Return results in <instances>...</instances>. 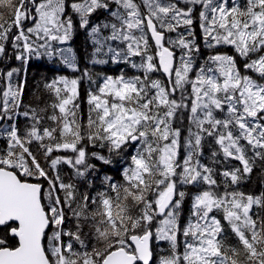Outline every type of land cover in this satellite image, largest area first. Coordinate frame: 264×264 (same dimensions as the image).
Segmentation results:
<instances>
[{"label": "snow or ice", "instance_id": "snow-or-ice-1", "mask_svg": "<svg viewBox=\"0 0 264 264\" xmlns=\"http://www.w3.org/2000/svg\"><path fill=\"white\" fill-rule=\"evenodd\" d=\"M0 5L12 8L0 22V61L47 57L81 73L45 82L55 102L38 108L23 107L26 80L13 79L21 69H0V264H151L154 239L169 245L160 264H264V193L238 190L257 161L264 164V0ZM81 30L92 65L139 74L93 81L69 45ZM85 78L95 86L86 93V122ZM206 144L215 145L209 163ZM125 156L122 182L104 174ZM232 160L240 166L216 171ZM59 165L90 190L99 179L100 189L66 183Z\"/></svg>", "mask_w": 264, "mask_h": 264}, {"label": "trees", "instance_id": "trees-1", "mask_svg": "<svg viewBox=\"0 0 264 264\" xmlns=\"http://www.w3.org/2000/svg\"><path fill=\"white\" fill-rule=\"evenodd\" d=\"M19 0L16 1L18 3ZM241 3H243V0H241ZM9 8V6H3L0 5V18L4 16L3 10ZM69 14H71L70 9H69ZM75 19V17H73ZM197 34H198V43H200L199 39V29H197ZM80 40V42H79ZM72 47L80 54L83 56V61L80 64V67L83 68L87 66L89 73L92 76V80L95 81L96 83H99L98 77L102 76L106 71L111 72L110 70L114 69L116 70L119 67H127L129 66L121 64L117 65L115 63H110L107 65H92L89 59V52L91 49L89 48L88 43L85 41V34L83 33V30H81L72 40ZM226 51H228L230 54L232 53L231 48H226ZM80 59V56L78 55V61ZM238 63H240L238 61ZM55 64L56 65V76H68L69 78H72L74 76H78L81 73L76 72L73 69L67 68L64 66L62 63L58 62V60L53 62L52 58H36L32 59V71L28 72L27 79H26V101L24 103V107H28L31 105L32 107H38L37 104V98L39 96H43V84L47 81H50L52 78L53 73L50 71V66ZM41 67L40 73H38V69ZM71 71V74L69 73ZM243 72V69H242ZM68 73V75H67ZM43 74H47V77H43ZM115 74V72H114ZM108 75V74H107ZM135 75V73L131 74ZM157 78H160V74H155ZM91 89L92 91H95V86L93 84H89V81L87 78L82 80L81 85H80V100H81V114L83 115L84 122H86L87 119V105L84 103L85 98H86V93L87 91ZM39 91H42L41 94H39ZM48 104H50L48 102ZM42 106V105H41ZM52 114V109H48L47 115ZM27 123V121L24 119V125ZM186 123V121H185ZM48 125H51V121H47ZM23 125V126H24ZM35 147V146H34ZM215 149V145H205L204 148V159L202 162L204 163H209V158L211 155V151ZM183 154V153H182ZM34 155H36V150H34ZM57 155H64L63 153H58ZM37 157V155H36ZM41 161V160H40ZM127 161V156L123 160H120L119 164H116L115 162L113 165L108 166L105 169V173L107 175L113 176L117 181H121L120 177V170H122L123 166L125 165ZM94 162V161H93ZM43 163V162H42ZM211 166V165H210ZM240 164L238 161L232 160L229 161L228 164L226 165H216V171L219 172L222 167H239ZM58 170L60 172V175L64 181L67 182H72L77 185L78 188L84 191H89L90 194H93L95 190L100 189V180L96 179L94 181V188L93 189H88L83 183L79 182L76 178H74L73 173L71 169L66 166V165H59ZM49 171V170H48ZM54 173H50L49 175H53ZM35 180L34 178H30ZM218 181L222 180L223 177H220L219 175L217 176ZM122 182V181H121ZM47 190V187L46 189ZM238 190L242 191L246 194H252L254 196L260 195L261 193H264V164H262L260 161H257L256 167L253 169L252 174L247 177L239 186ZM45 203H47V200L45 198ZM190 209V202H186L184 207H183V212H182V221H185ZM135 214V213H133ZM66 215H69V213L66 210ZM261 217H264V211H261L260 213ZM72 227V221L69 220L66 223V228H71ZM225 228L227 229V225H225ZM1 230V229H0ZM1 235V234H0ZM3 235V234H2ZM51 231H47L46 233V245L51 244ZM228 240L232 243H234V238L231 236L229 233L227 236ZM13 240L9 238V243H12ZM160 244V243H159ZM153 246V252H154V263L153 264H160V261L162 258L166 257L169 255V245L167 242H162V247L159 249L157 245L152 244Z\"/></svg>", "mask_w": 264, "mask_h": 264}, {"label": "flooded vegetation", "instance_id": "flooded-vegetation-1", "mask_svg": "<svg viewBox=\"0 0 264 264\" xmlns=\"http://www.w3.org/2000/svg\"><path fill=\"white\" fill-rule=\"evenodd\" d=\"M17 0H11V4L15 5L17 4L16 3ZM11 12H12V8L9 6V8L3 10V13H4V16H2L0 18V22H3V21H10V18H11ZM26 26H31L30 24H27ZM69 45L72 47V41L69 42ZM203 50V49H202ZM8 52L9 54H11L12 50L11 48L8 49ZM36 60V58H33ZM56 60L53 59V62L55 63ZM11 67H15V68H20L21 71L19 73V76L18 77H14V81L15 80H18V79H23V80H26L27 79V75H28V72L29 71H32V60L25 63V64H21L20 61H17L15 59H11V60H5V61H0V69H8V68H11ZM41 71V67H39L38 69V73H40ZM50 71L53 73L52 77L51 78H54L56 77V65L53 64L50 66ZM71 74V71L69 72ZM68 75V73H67ZM43 77H47V74H43L42 75ZM27 83V82H26ZM3 87V79L0 78V88ZM43 91V96H39L38 98H40V100L42 101L41 103L38 104V108H44L45 107V101L48 103H54L55 102V97L54 96H51L49 94H47L45 92V90H42ZM42 91H39V94L42 93ZM26 98H27V95H26V87H25V92H24V103L26 101ZM37 100V99H36ZM42 105V106H41ZM24 107V105H23ZM49 110L51 108H48ZM48 109L46 110V113L45 115L47 116V111ZM45 123H47V121H45ZM24 125V118H21L20 119V126L23 127ZM5 141L0 139V149H3L5 147ZM58 153H53V157L57 156ZM36 155H37V159L38 160H41V163H42V166H44L45 163H47L44 158H43V154L40 153L39 151H36ZM49 170V174L52 173V171L46 167V171ZM33 182H36L35 180H33ZM39 182H41L42 184H44V188L46 189L47 187V182L43 179V178H40ZM0 234H4V230L2 228H0ZM11 240H13V238L9 237ZM14 242V240L12 241Z\"/></svg>", "mask_w": 264, "mask_h": 264}, {"label": "rangeland", "instance_id": "rangeland-1", "mask_svg": "<svg viewBox=\"0 0 264 264\" xmlns=\"http://www.w3.org/2000/svg\"><path fill=\"white\" fill-rule=\"evenodd\" d=\"M79 42H80V40H79ZM197 42H198V40H197ZM127 66H129V65H127ZM110 71H111V72L106 71L105 73H107L108 75H116V74L119 73V71H123L126 75H129V76H130L131 74H133V73H135V75H138V74H139V73L137 72L136 69H132L130 66H129V68L123 66V67H119V68H117L116 70L112 69V70H110ZM114 72H115V74H114ZM162 242H164V241H158V240H155V239H154L153 244H154V245H157L158 248L160 249V248L162 247ZM159 243H160V244H159Z\"/></svg>", "mask_w": 264, "mask_h": 264}, {"label": "water", "instance_id": "water-1", "mask_svg": "<svg viewBox=\"0 0 264 264\" xmlns=\"http://www.w3.org/2000/svg\"><path fill=\"white\" fill-rule=\"evenodd\" d=\"M154 263V254H153V259H152V261H151V264H153Z\"/></svg>", "mask_w": 264, "mask_h": 264}, {"label": "bare ground", "instance_id": "bare-ground-1", "mask_svg": "<svg viewBox=\"0 0 264 264\" xmlns=\"http://www.w3.org/2000/svg\"><path fill=\"white\" fill-rule=\"evenodd\" d=\"M152 248H153V246H152ZM153 254H154V252H153Z\"/></svg>", "mask_w": 264, "mask_h": 264}]
</instances>
